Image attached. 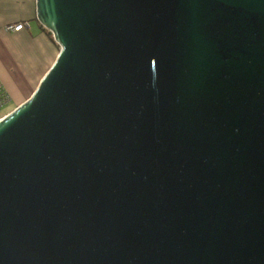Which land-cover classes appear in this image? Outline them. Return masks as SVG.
<instances>
[{
  "label": "water",
  "instance_id": "95a60500",
  "mask_svg": "<svg viewBox=\"0 0 264 264\" xmlns=\"http://www.w3.org/2000/svg\"><path fill=\"white\" fill-rule=\"evenodd\" d=\"M58 45L0 117V264H264V0H35Z\"/></svg>",
  "mask_w": 264,
  "mask_h": 264
},
{
  "label": "crops",
  "instance_id": "0c3cea01",
  "mask_svg": "<svg viewBox=\"0 0 264 264\" xmlns=\"http://www.w3.org/2000/svg\"><path fill=\"white\" fill-rule=\"evenodd\" d=\"M20 22L18 31L7 27ZM57 52L36 18L35 0H0V81L9 92L7 103L15 108L30 96Z\"/></svg>",
  "mask_w": 264,
  "mask_h": 264
},
{
  "label": "built area",
  "instance_id": "2783aa9c",
  "mask_svg": "<svg viewBox=\"0 0 264 264\" xmlns=\"http://www.w3.org/2000/svg\"><path fill=\"white\" fill-rule=\"evenodd\" d=\"M24 27L23 23H18V24H9L8 28L12 29V30H18ZM9 92L7 91V89L4 87V85H2V82L0 81V108L9 101Z\"/></svg>",
  "mask_w": 264,
  "mask_h": 264
},
{
  "label": "rangeland",
  "instance_id": "374dc122",
  "mask_svg": "<svg viewBox=\"0 0 264 264\" xmlns=\"http://www.w3.org/2000/svg\"><path fill=\"white\" fill-rule=\"evenodd\" d=\"M13 106H14V103L13 102H9V103L6 102L4 104V106L0 109V116L4 115V114L8 113V111L12 110L14 108Z\"/></svg>",
  "mask_w": 264,
  "mask_h": 264
},
{
  "label": "trees",
  "instance_id": "16d2710c",
  "mask_svg": "<svg viewBox=\"0 0 264 264\" xmlns=\"http://www.w3.org/2000/svg\"><path fill=\"white\" fill-rule=\"evenodd\" d=\"M41 29L44 30L46 32V34L50 37V39L54 42L51 33L43 26L41 25ZM55 43V42H54ZM56 44V43H55ZM1 117V116H0Z\"/></svg>",
  "mask_w": 264,
  "mask_h": 264
},
{
  "label": "bare ground",
  "instance_id": "6f19581e",
  "mask_svg": "<svg viewBox=\"0 0 264 264\" xmlns=\"http://www.w3.org/2000/svg\"><path fill=\"white\" fill-rule=\"evenodd\" d=\"M22 29V28H21ZM18 30H20V29H18ZM18 30H16V31H18ZM57 45V44H56ZM57 48H58V45H57ZM2 85H3V83H2Z\"/></svg>",
  "mask_w": 264,
  "mask_h": 264
}]
</instances>
